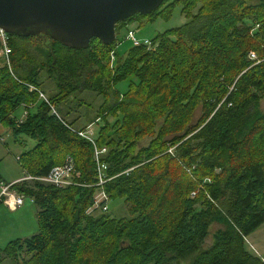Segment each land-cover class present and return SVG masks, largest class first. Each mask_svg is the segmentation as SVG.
Masks as SVG:
<instances>
[{"label":"trees","instance_id":"16d2710c","mask_svg":"<svg viewBox=\"0 0 264 264\" xmlns=\"http://www.w3.org/2000/svg\"><path fill=\"white\" fill-rule=\"evenodd\" d=\"M175 4L186 23L150 39L152 49L127 40L121 48L117 30ZM162 5L117 23L108 45L92 39L72 49L42 31L7 35L0 126L14 141H35L16 161L43 177L69 158L78 179L56 189L0 178L38 209L37 233L7 242L0 263L264 264L244 243L264 222V0ZM41 75L53 86L45 99ZM84 94L101 98L88 122L97 125L92 143L66 120L65 102L81 107ZM94 148L106 151L94 160ZM99 164L101 189L127 217L86 213Z\"/></svg>","mask_w":264,"mask_h":264},{"label":"rangeland","instance_id":"374dc122","mask_svg":"<svg viewBox=\"0 0 264 264\" xmlns=\"http://www.w3.org/2000/svg\"><path fill=\"white\" fill-rule=\"evenodd\" d=\"M164 6L165 5L160 6V10H162ZM180 8L181 6L179 4H175L170 7L168 13H166L165 9L151 21H146V18L141 21L134 20L126 26V30L133 31L136 39L139 41L144 39L150 40L154 36L166 30L179 27L188 21L185 14L180 13ZM116 32L117 39L121 41V48L128 47L129 42L124 40L125 30L120 29ZM41 80H43L41 85V91L43 92L41 99H45L53 86L50 82L45 80L43 76ZM80 98L84 103L81 107H75L74 101L71 100L65 102L66 108H68L69 111L66 120L68 122L75 120V122L73 121V128L77 129V131L82 127H88L92 136H94L97 125L96 123L88 122L95 115L101 98L86 94L81 95ZM21 110V108H18L15 113L20 114ZM0 137L3 140L0 142V178L3 182L9 183L25 175L15 158L20 153L30 149L35 141L24 136H20L14 141L13 137L9 134V130L3 126H0ZM105 151L104 149L103 153H105ZM94 198H98V192L94 194ZM106 206V211L112 217H127L121 200H108ZM91 208L92 206L87 209L86 213H92L94 210H97H91ZM37 210V207L28 198H23L22 205L15 211H9L3 204H0V249L9 241L28 238L37 233L38 230L35 218ZM98 212H100L99 209L97 210V213ZM217 227V225L211 226L209 228L210 233ZM244 243L248 252L259 258L264 257V222L257 230L245 238ZM260 259L262 262L264 261V258ZM0 264H13V262L4 259Z\"/></svg>","mask_w":264,"mask_h":264},{"label":"water","instance_id":"95a60500","mask_svg":"<svg viewBox=\"0 0 264 264\" xmlns=\"http://www.w3.org/2000/svg\"><path fill=\"white\" fill-rule=\"evenodd\" d=\"M164 0H0V30L16 37L42 31L72 49L92 39L108 45L114 27L133 15H148Z\"/></svg>","mask_w":264,"mask_h":264},{"label":"built area","instance_id":"2783aa9c","mask_svg":"<svg viewBox=\"0 0 264 264\" xmlns=\"http://www.w3.org/2000/svg\"><path fill=\"white\" fill-rule=\"evenodd\" d=\"M124 39L129 41L133 46H138V45L144 46L146 50L153 48V45L150 40L144 39L142 41H139L138 39H136L134 32L131 30L125 31ZM7 42H8L7 34L3 33L0 30V61L2 65H4L9 70L8 56L10 53V49L7 45ZM247 59L252 61L254 64H257L260 61V59H257L255 54L252 52L247 53ZM39 97L42 98V94H39ZM76 135L86 142L92 143L93 141V136L88 127H85L82 130L76 131ZM104 149L105 148H102V149L94 148L93 149L94 160H97L98 156L104 154L103 153ZM15 160H17V157L15 158ZM103 170H104V165L99 164L97 166V176H96V179H97L96 186L98 187V189L94 191V194L98 192V198L95 199L94 194H93L92 204H91L92 206L91 210L99 209L100 212H106L107 210L106 202L108 201L107 195L101 189V185L105 181L104 176L102 175ZM77 179H78V172L74 169L73 162L69 158H65L62 164L52 167L46 176L31 177L29 175H24L22 178L17 179L13 183H18L21 181H26V182L35 181V182H40L43 184H48L56 189H63L70 185L75 186L77 184ZM8 187L9 185L0 184V202L9 211H14L22 205L23 197L20 195H16L14 192L8 190ZM97 210H94V211H97Z\"/></svg>","mask_w":264,"mask_h":264},{"label":"crops","instance_id":"0c3cea01","mask_svg":"<svg viewBox=\"0 0 264 264\" xmlns=\"http://www.w3.org/2000/svg\"><path fill=\"white\" fill-rule=\"evenodd\" d=\"M19 179V178H18ZM17 179H15V180H13V181H11L10 183H13V182H15ZM15 211V210H14ZM260 258H264V257H260Z\"/></svg>","mask_w":264,"mask_h":264}]
</instances>
